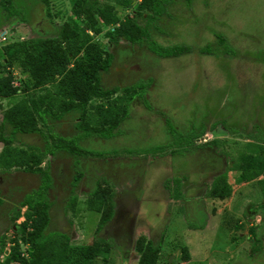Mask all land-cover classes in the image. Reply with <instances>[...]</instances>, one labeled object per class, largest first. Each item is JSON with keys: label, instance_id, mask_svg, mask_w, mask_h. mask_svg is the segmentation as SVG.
I'll return each instance as SVG.
<instances>
[{"label": "rangeland", "instance_id": "374dc122", "mask_svg": "<svg viewBox=\"0 0 264 264\" xmlns=\"http://www.w3.org/2000/svg\"><path fill=\"white\" fill-rule=\"evenodd\" d=\"M121 1L97 0L93 8L111 6L122 19L129 16L141 25L148 22L150 11L141 6L147 0H131L126 5ZM48 2L52 24L39 0H15L18 8L29 13L26 21L4 18L0 4L1 64L3 45L37 36L55 37L62 24L73 20L114 59L102 83L119 89L109 99L93 97L90 102L125 104L128 92L139 91L140 85L146 86V93L132 100L128 117L112 138L78 139L76 143L86 150L84 156L62 149L42 154L40 167L50 177L45 229L32 227L37 214L22 204L40 186L42 175L23 167H0V264L16 242L26 254L30 245L21 236L30 230H43L63 240L68 251L63 264H139L143 252L137 250L136 242L141 236L159 246L157 264H264V185L258 183L263 175L241 182L237 180L240 171L228 169L242 153L250 152L248 142L260 144L264 155V0H171L157 20L163 30H155L154 23L146 27L162 45L191 46V52L178 57L157 56L148 49V37L140 44L125 37L115 43L106 34L110 26L97 15L99 33L86 26L84 14H76L72 0ZM206 45L209 51L200 50ZM1 67L0 74L13 72L14 85L22 87L23 82L32 81L17 62ZM125 85L132 88L127 91ZM46 88L53 87L28 92L29 100ZM22 96L0 98V133L4 114ZM116 96H122L123 102L115 103ZM34 111L38 126L48 136L17 134L13 146L33 145L37 152L38 147L61 143L58 137L71 138L80 132L76 113L50 121ZM82 126L90 127L85 122ZM188 131L199 138L193 146L182 148L175 141H186ZM4 145L0 139V151ZM109 171L118 176L111 179ZM222 173L231 193L211 197V184ZM176 178L180 198L174 196ZM96 184L112 195L108 199L116 214L115 221L100 230L101 212L87 207ZM135 211L130 225L126 219ZM94 243L109 250L89 259L85 252ZM184 247L189 260L183 258Z\"/></svg>", "mask_w": 264, "mask_h": 264}, {"label": "trees", "instance_id": "16d2710c", "mask_svg": "<svg viewBox=\"0 0 264 264\" xmlns=\"http://www.w3.org/2000/svg\"><path fill=\"white\" fill-rule=\"evenodd\" d=\"M39 1L44 8L43 15L52 24L48 0ZM96 1L72 0L76 14H84L86 26L93 28L95 33L101 31V26L96 25L97 17H99L102 24L110 26L106 34L113 37L115 43L119 37H125L133 44H140L145 40V37H148L151 38L149 39L148 49L159 57H178L191 52V46L185 44L162 45L151 37L149 26L146 27L149 23H154L155 30H163L157 20L171 0H147V2H144L145 4H140L142 7L147 6L150 11L146 14V22H148L145 25H141L129 16L123 19L120 18L115 8L111 6L93 8ZM130 1L122 0L121 3L126 5L131 3ZM187 1L190 2L191 0ZM0 4L6 12L4 18L19 17L23 21L27 20L29 13L18 8L15 0H1ZM207 21L208 19L204 24ZM70 23L62 24L55 37L37 36L15 40L2 46V64L5 67H10L14 62H17L20 71L23 74L27 73L32 80L31 83L23 82V86L20 87L14 85L15 76L11 70L0 74V98L15 96L19 93L23 94L18 101L11 105L2 119L0 139L5 145L0 151V167L4 169L23 167V170L27 172L42 175L40 186L33 193L27 194L22 201L23 205H27L33 213L37 214L32 218L31 225L34 228L45 229L48 217V203L45 194L50 185V177L40 167L42 154L55 153L57 149H62L72 155L84 156L86 150L76 143L78 139L93 135L112 138L114 133L118 132L119 125L128 117V109L132 100L146 93V86L140 85L141 89L139 91L128 92L125 104L104 106L100 102L96 105L91 103L90 100L93 97L109 99L119 89L117 85L107 86L102 83V75L107 73L113 65V55L108 53L107 48L99 46L85 27H81L73 20ZM217 35L219 44L224 43L223 35L221 33ZM200 50L209 51L210 46L206 45ZM2 64L0 63V68H2ZM148 82H151V79ZM47 85H52L53 88H46L44 92L39 94L35 92L33 98L29 100L28 92ZM124 88L128 91L132 87L125 85ZM120 100H122V96H116L113 101L117 103ZM147 103L148 101L146 105L149 106L150 104ZM34 110L41 118L50 121L58 120L69 113H76V119L79 120L76 123L80 130L79 134L71 138L58 137L57 139L61 143L53 144L51 147L47 145L44 148L38 147L37 152L34 150L35 146L33 145L28 146V148L13 146L12 143L18 141L17 134L39 133L44 138L48 136L38 126ZM82 122L90 125V127L82 126ZM188 134V136L186 135L188 137L186 141L181 142L178 139L175 141L176 144L182 145V148L193 146L196 133L189 131ZM49 137L51 136L49 135ZM66 141L70 142V145L64 144ZM248 146L250 152L242 153L238 157L239 160L233 161L228 169L240 171L237 180L241 182H247L263 175L258 183L264 185V155L260 153L261 146L254 142H248ZM148 149L146 150L148 151ZM98 153L101 154V152ZM109 174L111 179L118 176L112 175L111 172ZM79 176L80 174L75 178ZM126 177L130 178V176H123L122 178ZM211 185L209 195L215 198L227 197L232 190L231 185L226 180V173H222L215 178ZM179 186L180 181L176 178V188H174L176 198L183 197ZM132 190L129 189V191ZM91 194V197L87 199V207L90 210L101 212V219L97 228V230H100L115 215L113 214V204L109 202L112 195L100 189L99 184H96ZM22 226L24 231L26 229L25 223H22ZM26 234L21 236L22 240L30 245L25 250L26 254L20 252L19 244L16 242L15 245L10 247L3 264H10L12 261L17 264H52V262L63 264L68 258V251L63 240L52 237L50 233H44L43 230L42 232L30 230ZM136 248L138 251L143 252L139 264H157L160 249L151 238L145 240L144 237H139ZM108 250L107 246L102 247L100 244L94 243L88 246L85 256L89 259L94 258L108 252ZM0 251H3V249ZM28 253L29 258H25ZM183 258L184 260L190 258L186 247L183 248Z\"/></svg>", "mask_w": 264, "mask_h": 264}, {"label": "flooded vegetation", "instance_id": "af4514ba", "mask_svg": "<svg viewBox=\"0 0 264 264\" xmlns=\"http://www.w3.org/2000/svg\"><path fill=\"white\" fill-rule=\"evenodd\" d=\"M151 105V104H150ZM149 105V106H150ZM147 106V105H146ZM199 137H196L195 138V140L197 141V139H198ZM199 143V142H198ZM208 148V147H207ZM207 148H205V149H207ZM198 151H195V153H197ZM116 215V214H115ZM115 215L113 216V218L111 219V220H109L110 222H109V224L110 223H112L113 221H115ZM128 215V214H127ZM136 216V211H135V213H133V216L132 217H127V219L126 220H129V224L131 225V223H132V221L134 220V217Z\"/></svg>", "mask_w": 264, "mask_h": 264}, {"label": "crops", "instance_id": "0c3cea01", "mask_svg": "<svg viewBox=\"0 0 264 264\" xmlns=\"http://www.w3.org/2000/svg\"><path fill=\"white\" fill-rule=\"evenodd\" d=\"M189 132V131H188Z\"/></svg>", "mask_w": 264, "mask_h": 264}]
</instances>
